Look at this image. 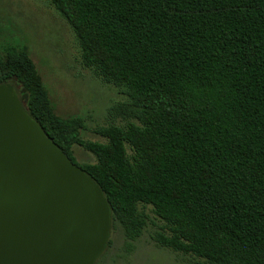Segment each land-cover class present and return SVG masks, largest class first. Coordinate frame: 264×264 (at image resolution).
I'll list each match as a JSON object with an SVG mask.
<instances>
[{
    "label": "trees",
    "instance_id": "1",
    "mask_svg": "<svg viewBox=\"0 0 264 264\" xmlns=\"http://www.w3.org/2000/svg\"><path fill=\"white\" fill-rule=\"evenodd\" d=\"M49 1L82 63L125 96L112 111L136 121L83 138L22 50L0 59V84L102 188L111 231L131 251L159 220L155 241L197 264H264V0Z\"/></svg>",
    "mask_w": 264,
    "mask_h": 264
},
{
    "label": "water",
    "instance_id": "2",
    "mask_svg": "<svg viewBox=\"0 0 264 264\" xmlns=\"http://www.w3.org/2000/svg\"><path fill=\"white\" fill-rule=\"evenodd\" d=\"M104 191L0 84V264H95L111 237Z\"/></svg>",
    "mask_w": 264,
    "mask_h": 264
},
{
    "label": "rangeland",
    "instance_id": "3",
    "mask_svg": "<svg viewBox=\"0 0 264 264\" xmlns=\"http://www.w3.org/2000/svg\"><path fill=\"white\" fill-rule=\"evenodd\" d=\"M14 50L30 55L55 113L83 119V138L104 141L95 132L98 126L136 121L112 111L125 96L82 63L74 32L49 0H0V59H6ZM73 152L80 163L95 160L92 153L79 145H74ZM156 222L147 225L131 251L126 247L122 226L116 223L111 244L95 264H197L190 255L155 241L154 235L162 224Z\"/></svg>",
    "mask_w": 264,
    "mask_h": 264
},
{
    "label": "flooded vegetation",
    "instance_id": "4",
    "mask_svg": "<svg viewBox=\"0 0 264 264\" xmlns=\"http://www.w3.org/2000/svg\"><path fill=\"white\" fill-rule=\"evenodd\" d=\"M109 246V245H108ZM108 248V247H107ZM103 255V254H102Z\"/></svg>",
    "mask_w": 264,
    "mask_h": 264
}]
</instances>
